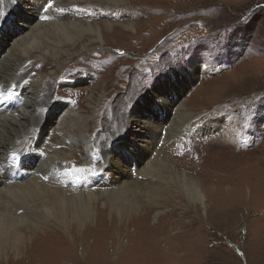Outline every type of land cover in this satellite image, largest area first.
I'll return each mask as SVG.
<instances>
[{
  "label": "rangeland",
  "instance_id": "374dc122",
  "mask_svg": "<svg viewBox=\"0 0 264 264\" xmlns=\"http://www.w3.org/2000/svg\"><path fill=\"white\" fill-rule=\"evenodd\" d=\"M46 2L41 13L51 0ZM67 4L81 11L88 23L114 22L115 33H106L107 41L82 50L74 44L62 45L65 38L55 27L43 24L42 16L30 30L29 14L23 8L0 18V72L14 41L24 36L13 52L22 61L21 84L31 85L38 75L49 83L40 87L45 99L39 100L42 110L25 117L28 125H16L23 131L21 137L41 135L42 155L68 157L78 167L85 164L83 156L90 150L91 175L97 178L105 175L109 158H122L129 166V181L154 186L161 179L155 174L144 177L138 171L142 166L134 165L135 158L115 145L127 131L124 120L135 112L160 124L161 141L151 158L163 149L176 169L200 185L210 199L206 206L191 200L185 190L189 186L163 174L167 190L158 200H147L154 207L145 222L151 227L140 230L138 238H120L113 254L107 253L111 239L105 238L110 235L106 230L100 234L103 237H90V232L89 242L74 246H51L39 239L26 257L36 233L54 225V219L41 212L29 218L30 226H21L24 242L6 244L0 264H99L98 256L105 264H122L130 244H139L145 234L155 263L264 264V0H54L51 7L68 12ZM40 25L36 39L31 33ZM33 55L50 61L36 63ZM60 55L63 59L58 61ZM24 62L29 68L23 69ZM92 95L97 96L94 103ZM159 96L167 101L164 106ZM174 121L184 129L174 139L164 140ZM73 134L84 139L72 141ZM22 145L21 151L28 149ZM102 154H107L104 161ZM44 156L36 158V165L45 162ZM221 157L230 164L229 189L221 182L226 176L218 165ZM82 181L86 188L76 181L67 183L74 190L101 188L89 186L87 177ZM9 197L0 193V211L11 202ZM12 198L16 200L15 195ZM141 199L139 206L146 198ZM100 209L104 219L114 215L103 200ZM173 211L178 216L167 214Z\"/></svg>",
  "mask_w": 264,
  "mask_h": 264
},
{
  "label": "bare ground",
  "instance_id": "6f19581e",
  "mask_svg": "<svg viewBox=\"0 0 264 264\" xmlns=\"http://www.w3.org/2000/svg\"><path fill=\"white\" fill-rule=\"evenodd\" d=\"M46 3V0L41 4L33 0H11L9 3L2 0L0 1V18L3 15L9 17V14H15V12L23 8L24 12L29 14L28 27H30V30H33L34 24L37 26V23L43 20V24L55 27V29L59 31V36L65 38L66 42H63L62 45L65 46L70 43L74 44L73 46L77 49L81 47L82 50H88L92 45H96V43L98 45L103 41H107V37L105 38L106 33L107 35H110L111 32L115 33L113 28L114 22L110 21L106 24L88 23L87 17L82 15L81 11L74 10L71 4H67L65 7L68 9V12H61L52 7H48L44 13H41V8L45 9ZM37 12H40V14ZM93 13V15L97 16L95 10ZM35 14H37V16ZM41 16L42 20H40ZM39 29L41 30V25L31 33L34 34L36 39L40 35V33H37ZM27 40L26 42H28ZM20 41L24 42L25 37L20 36L14 41L8 51V55L4 58L6 61L5 69L3 72H0V93H2L3 97H8L6 100L0 97V193H9L11 201L4 211H0L1 255L2 253L5 254V246L8 242H12L17 246L23 241L25 235L21 230V226H30L31 219L29 218L37 216V214L41 212L45 213L46 219L53 218L54 225L50 224L46 226L45 229L36 233L38 235L36 239L28 244L26 257L29 256V250H31L30 247H32L33 242L39 239L43 238L51 246L55 244H70L74 246L78 245L80 241H82L83 244L89 242L90 232V237H103V235L100 234H103L106 230L110 232L109 236L104 237L111 239V241H109L110 244L107 245L109 248L107 253L111 255L113 251H115L114 246L119 243L120 238L124 236H126L128 240L138 238L141 235L140 230L151 227L150 225H146L145 222L154 210V207L148 205L147 200H158L161 198L163 191L167 190V188L164 187V181L166 182L167 179H163V174H166L169 179H172L173 182L182 187L189 186L190 189H185L188 191L187 195L189 198L193 201L198 200V202L200 201V203L206 206L208 199L207 194L200 185L191 180L186 174L176 169L163 149H160L159 156L151 158L152 149L157 147L161 141V133L158 135L160 124L143 117L139 118L138 113L130 112L128 114L129 117L126 121L124 120L125 129H127V131H123L121 134L122 137L120 136V138L117 139L115 145L130 153L131 156L135 158V164H133L136 167L142 166L138 171L144 175V177L147 178L155 174L158 179H161V183L154 186L152 185L153 182H146L147 186L143 187L138 182L129 181V166L124 164L122 158L116 160L109 158L107 160L108 168L105 170V175L101 178H97L91 175L92 171L90 169L93 164L90 163L92 158L88 156L91 151L87 148H85L87 150L83 156V162L85 164L78 167L77 165H73L74 160L71 162L67 159L68 157H61L60 155L51 153H46L44 154L45 156L42 155L40 147L43 144V138H41V135L31 136L32 139L30 140V144H27L31 137H21L23 131L21 132V128L19 129L16 125L20 127H23L24 124L28 125L29 123L26 122L25 117H35L36 113L42 110L40 109L39 100L43 99L44 96L41 92L43 88L40 87L43 84L47 87L49 83L43 80L42 75H38L31 85H26L25 83L21 84L19 63L22 61L20 58L17 59L13 53L16 47L19 46ZM41 47L42 46H40V48ZM9 56H11V60L7 59ZM33 58L36 59V63H46L50 61L49 58L43 59V55H33ZM62 59L63 56L60 55L58 61ZM74 60H76V57L72 59V62ZM21 66L23 69L26 67L29 68V64L26 62ZM23 97H25L24 100L22 99ZM96 100L97 96L92 95L90 102L94 103ZM157 100L163 106L167 103L162 96H159ZM143 104L144 103H140V105ZM194 121L195 120L192 122L190 121L191 123L189 126H191ZM179 124L180 123L176 121L172 123V128L164 140L174 139V137L181 132V129H184L182 125L181 128H178ZM19 137L21 141H19ZM81 138L84 139V136L81 134H73L72 141L81 140ZM23 143L26 144V147L28 146V149L21 151L24 147L22 145ZM107 154H102L103 161L105 157H107ZM38 156H44L42 157L43 160H45L43 164L38 163L36 165V158ZM223 159L224 157H221L219 159L221 162L218 164L226 175L221 182L223 181L226 189H229L231 178L227 177V175L230 173V164L226 159ZM74 168H84L86 171L77 174L73 172ZM108 174H110V176L105 177ZM75 175H79L80 179H74ZM85 177H87L90 182L89 186L97 185L101 188L89 189L87 187L88 189H83L88 185L82 181ZM69 181H72V183L76 181L77 185L83 186V188L76 187L78 189L74 190L72 186H68L67 182ZM12 195L16 196V200H13ZM141 198L146 199L143 203L141 202L142 204L139 206V201L137 200H142ZM101 200L104 201V206L109 207L111 213L114 214L110 215L108 219H104V209L99 210ZM163 204L167 203H161V205ZM38 207L41 209L38 210ZM167 214L171 217H173V215L178 216L177 211L168 212ZM56 225L60 226L61 229L56 228ZM160 227H163V224H161ZM86 236H88V238H86ZM144 238L147 239L146 234L142 235L139 244H130V253L122 261V264H167L166 261L159 263L153 261V252L152 250L148 251L149 243L148 240H144ZM95 240H93V242ZM103 248L106 249L105 246H103ZM101 259L102 257L98 256L97 263L105 264V261ZM116 263L118 262L116 261ZM178 264H180V262H178Z\"/></svg>",
  "mask_w": 264,
  "mask_h": 264
},
{
  "label": "snow or ice",
  "instance_id": "6c2138e0",
  "mask_svg": "<svg viewBox=\"0 0 264 264\" xmlns=\"http://www.w3.org/2000/svg\"><path fill=\"white\" fill-rule=\"evenodd\" d=\"M52 3H54V0H51V2H50V4H49V7H51L52 6ZM0 97H2L3 99H8V97H3L2 96V93H0ZM86 171V169H84V168H74L73 169V172L74 173H77V174H79V173H83V172H85ZM74 179H76V180H79L80 179V176L79 175H75L74 176Z\"/></svg>",
  "mask_w": 264,
  "mask_h": 264
}]
</instances>
